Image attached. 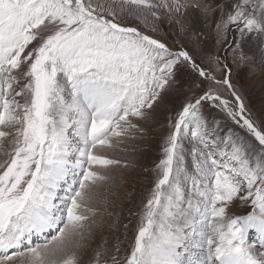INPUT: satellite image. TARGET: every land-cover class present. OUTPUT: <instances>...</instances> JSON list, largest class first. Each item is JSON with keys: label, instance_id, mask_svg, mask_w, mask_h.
I'll return each instance as SVG.
<instances>
[{"label": "snow or ice", "instance_id": "1", "mask_svg": "<svg viewBox=\"0 0 264 264\" xmlns=\"http://www.w3.org/2000/svg\"><path fill=\"white\" fill-rule=\"evenodd\" d=\"M212 17L217 43L239 32L234 61H245V39L264 33V0H0V264H264V124L246 114L218 56L206 70L183 45L141 30L167 21L195 37L197 20ZM183 64L210 86L170 117L121 257L102 231L122 183L106 150L144 133ZM207 101L247 136L222 135L201 111ZM236 201L250 210L228 216Z\"/></svg>", "mask_w": 264, "mask_h": 264}, {"label": "rangeland", "instance_id": "2", "mask_svg": "<svg viewBox=\"0 0 264 264\" xmlns=\"http://www.w3.org/2000/svg\"><path fill=\"white\" fill-rule=\"evenodd\" d=\"M216 19L217 17H212L206 22L198 19L194 25L198 33L195 37L191 32L180 35L175 25H169L167 21L161 23L158 32L152 33L142 25L141 30L149 31V34L167 43L173 50H178L183 45L206 70L212 71L215 68L208 57L218 56L221 64L227 63L231 68L230 80L243 100L246 114H250L255 121L264 124V33L255 32L249 35L243 44L246 60L234 61L232 41L239 40L240 34L230 29L227 40L217 43ZM124 22L131 25L137 23L135 20L127 19ZM216 76L217 79H222L223 72L216 71ZM176 81V85L166 91L154 106L149 119L142 122L144 133L138 134L136 139L125 141L115 149L106 150L109 157L122 162L120 167L112 170L113 175L122 183L115 204L109 209L112 216L105 217L107 222L102 231L110 248L119 245L121 257L130 252L140 214L153 188L157 176L156 164L162 158V141L169 132L170 117H174L188 99L202 95L210 86V81L201 78L187 64L179 66ZM218 91L224 99L229 100L230 104L235 103L231 90L227 87H219ZM201 111L212 126H215L214 121H219L218 130L222 135L231 128L234 132L247 136L243 129L239 128L224 111L213 106L212 102H205ZM193 144L194 141L190 136L185 138V157L189 166ZM4 159V154L0 152V162ZM124 162H128L131 166L124 167ZM249 210V205L236 201L230 205L227 214L228 216L244 215ZM255 238V233L250 231L249 240ZM96 239L99 241V233ZM33 240L39 242L40 238L34 237Z\"/></svg>", "mask_w": 264, "mask_h": 264}, {"label": "bare ground", "instance_id": "3", "mask_svg": "<svg viewBox=\"0 0 264 264\" xmlns=\"http://www.w3.org/2000/svg\"><path fill=\"white\" fill-rule=\"evenodd\" d=\"M34 237H36V239H39V237H37V236H33V238H34Z\"/></svg>", "mask_w": 264, "mask_h": 264}]
</instances>
